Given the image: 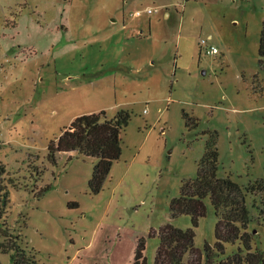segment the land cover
<instances>
[{
    "label": "rangeland",
    "instance_id": "rangeland-1",
    "mask_svg": "<svg viewBox=\"0 0 264 264\" xmlns=\"http://www.w3.org/2000/svg\"><path fill=\"white\" fill-rule=\"evenodd\" d=\"M147 7L157 12L133 15ZM263 16L264 0H0V162L15 184L0 219L10 249H0V264L22 252L36 264H132L140 238L154 264L149 232L191 226L169 204L196 176L210 131L217 175L245 191L246 231L264 253L261 192L248 190L264 185ZM121 110L130 115L121 155L98 193L88 187L94 157L47 159L76 116ZM204 204L194 228L201 250L215 242L214 209ZM239 246L225 243L220 258Z\"/></svg>",
    "mask_w": 264,
    "mask_h": 264
},
{
    "label": "trees",
    "instance_id": "trees-1",
    "mask_svg": "<svg viewBox=\"0 0 264 264\" xmlns=\"http://www.w3.org/2000/svg\"><path fill=\"white\" fill-rule=\"evenodd\" d=\"M258 63L264 71V16L262 19L259 42ZM128 111L121 110L112 118H107L104 111L86 113L76 116L67 127H64L56 139L48 145L47 159L55 164L59 152L75 151L84 156L95 158L88 187L91 193H98L110 172L111 166L121 155V131L129 121ZM218 149L216 132H208L201 158L197 162L196 176L184 179L180 185L179 195L170 201L171 217L188 215L191 226L178 228L170 223L161 226L156 233L149 232L150 237L158 238L154 255V264H264V253L251 246V234L246 231L251 215L245 203V191L229 176L219 177ZM13 180L7 177L5 165L0 162V219L9 207V186ZM254 187V188H253ZM50 187H41L36 192L40 197ZM261 192L257 218L264 224V185L257 181L249 187ZM246 189V191H248ZM208 197L216 216L214 227L215 242L204 243L203 249L194 245V228L200 217L205 215L204 199ZM239 241L236 251L225 258V243ZM145 242L138 239L133 253L132 264H145ZM0 249H10L0 242ZM20 253L18 246H15ZM21 259L11 253L16 264H36L33 257H26L22 252Z\"/></svg>",
    "mask_w": 264,
    "mask_h": 264
},
{
    "label": "built area",
    "instance_id": "built-area-1",
    "mask_svg": "<svg viewBox=\"0 0 264 264\" xmlns=\"http://www.w3.org/2000/svg\"><path fill=\"white\" fill-rule=\"evenodd\" d=\"M155 12H157V9L156 8H154V7H147V8H144V9H139V10H136L134 13H133V15L134 16H140V15H142V14H151V13H155ZM209 38H210V36H209ZM206 42H207V40L206 39H202L201 40V44L203 45V44H206ZM206 52L207 53H215V52H217V49L215 48V47H209V48H206Z\"/></svg>",
    "mask_w": 264,
    "mask_h": 264
},
{
    "label": "crops",
    "instance_id": "crops-1",
    "mask_svg": "<svg viewBox=\"0 0 264 264\" xmlns=\"http://www.w3.org/2000/svg\"><path fill=\"white\" fill-rule=\"evenodd\" d=\"M210 36V35H209Z\"/></svg>",
    "mask_w": 264,
    "mask_h": 264
}]
</instances>
